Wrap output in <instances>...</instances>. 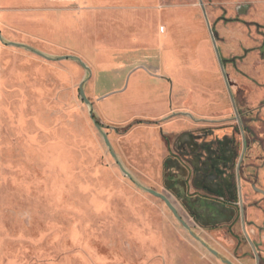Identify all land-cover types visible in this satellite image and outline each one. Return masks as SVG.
<instances>
[{"label":"rangeland","instance_id":"rangeland-1","mask_svg":"<svg viewBox=\"0 0 264 264\" xmlns=\"http://www.w3.org/2000/svg\"><path fill=\"white\" fill-rule=\"evenodd\" d=\"M203 1L247 152L264 156V0ZM0 32V264H258L252 243L264 263V184L244 182L248 237L240 214L211 224L217 208L175 187L224 196L221 162L235 178L243 148L199 0H0ZM224 197L239 207L237 186Z\"/></svg>","mask_w":264,"mask_h":264},{"label":"water","instance_id":"water-1","mask_svg":"<svg viewBox=\"0 0 264 264\" xmlns=\"http://www.w3.org/2000/svg\"><path fill=\"white\" fill-rule=\"evenodd\" d=\"M200 2V5L202 7V10H203V14H204V17H205V20H206V24H207V27H208V30L210 32V35H211V39H212V43H213V47H214V50L216 52V56H217V59H218V62H219V65H220V68H221V71H222V74H223V77H224V80L226 82V86L228 88V91L231 95V99H232V102H233V107H234V110H235V114H236V118L237 120L239 121V124L240 126L242 125V122L240 120V115H239V112H238V108H237V105H236V102H235V99H234V96H233V92H232V88H231V85H230V80H229V77H228V74L226 72V69H225V66H224V63H223V60H222V56H221V53H220V50H219V47H218V44H217V41H216V38H215V35H214V31L212 29V26H211V23H210V20H209V17H208V14H207V11H206V8H205V5H204V1L203 0H199ZM0 39H2V34L0 32ZM12 45H14L15 43H10ZM41 55H43L42 53L40 52H37ZM59 59H74V60H77L80 62V64L86 69V70H89V66L78 56H75V55H64V56H61L59 57ZM84 83L85 82H82L80 87H79V90H80V95L82 97V99L85 101V103H87L88 105L92 106V102L88 99L86 93H85V89H84ZM91 117L96 125V127L100 130L103 131V126L102 124L98 121L97 118L94 117V112L92 111L91 113ZM242 134H244V131L242 129ZM103 137H104V140L107 144V146L110 148L111 150V154L114 158H116V153L112 150V147H111V143H110V140L108 138V134L103 132ZM246 149H247V144L244 140V146H243V150H242V153H241V157H240V162L238 164V171H239V168H240V164L244 158V155H245V152H246ZM119 165L122 167V164L121 162H118ZM122 171L130 178H132V175L125 169V168H121ZM239 178V177H238ZM146 190L161 198L166 204L167 206L171 209V211L174 213V215L176 216V218L181 222V224L187 229L190 231V233L195 237V238H199L191 229V226L183 219V217L181 216V214L179 213L178 209L176 208V206L172 203V201L170 200V198L168 196H166L165 194L153 189V188H146ZM239 190H240V193H241V186H240V183H239ZM241 217H242V220H243V223H244V220H245V210H244V205H243V200L241 199ZM246 236L248 237V234L246 232ZM203 245L207 246V243L203 241ZM253 249H254V252H255V256H256V259L257 261L259 260L260 256L258 255L257 251H256V247L255 245L252 243L251 244ZM210 249V251L214 254V255H218V251L215 250V249H212L210 247H208ZM224 262L226 264H233L232 261H230L229 259H224Z\"/></svg>","mask_w":264,"mask_h":264},{"label":"flooded vegetation","instance_id":"flooded-vegetation-1","mask_svg":"<svg viewBox=\"0 0 264 264\" xmlns=\"http://www.w3.org/2000/svg\"><path fill=\"white\" fill-rule=\"evenodd\" d=\"M222 60H223V63H224V59L223 58H222ZM224 66H225V63H224ZM240 128H241V131H242L243 126L241 125ZM243 131H244V134H242L243 135V146H244V140H245V142L247 144V149H248V141H247L246 136H245V130L243 129ZM247 149H246L244 158H243V160H242V162L240 164V168H239V171H238L237 168H238V164L240 162V157H241V154H240L239 160H238L237 165H236L235 178H234V176L232 177L231 175H229L230 172L227 170V162L228 161L225 158V161L221 162V168H220V170H218V174L216 176L217 179H215L216 181L214 182V183H216L215 192H217L219 195H224V196L227 195L228 191H231V187L237 186L238 198H239L238 206L239 207L236 206V203L233 204L235 206L230 205V202L227 201L224 196L211 197L209 195H201V194L189 195V193H188V196H190L189 200H191V201H192V198L194 196H197V200L198 201L210 203L213 207H218V206H225V207L226 206H230V207H232V209H234L235 213L237 212V215L240 214L241 224H242L243 232H244L245 236H246V230H245V226H246V209H245V204H244V198H243L242 190L244 188V182L245 183H249L248 180L251 179V177H252L251 175H246V172H245ZM242 150H243V148H242ZM188 178H189V176H187V178H186V186H188V184H189L188 183ZM199 179L208 180V177L202 176L201 173L198 172L197 176H196V183L199 182ZM256 181H257V179H255V182ZM239 183H240V186H241V193H240V190H239ZM253 189L256 191V193H263L264 194V190L258 188L255 185V183L253 185ZM241 199L243 200V205H244V210H245L244 223H243V220H242V217H241V209H240L241 208ZM237 219H238V217L236 216L232 221H228V227L231 228L233 226V224L236 222ZM207 221L210 222L211 224L216 223V222H222V221H219L217 217H212L211 220L208 219ZM260 259H261V257L257 261L258 264L260 262Z\"/></svg>","mask_w":264,"mask_h":264},{"label":"crops","instance_id":"crops-1","mask_svg":"<svg viewBox=\"0 0 264 264\" xmlns=\"http://www.w3.org/2000/svg\"><path fill=\"white\" fill-rule=\"evenodd\" d=\"M175 168L176 171H171L170 170V174L172 177H179L178 174H180L181 176H186L187 173L185 172V170L183 169L184 167L181 166L179 164V162H175L174 160L171 161V165L170 168ZM245 172L246 175H251V176H255V179H257V181L260 184H264V156L262 155H251L247 152L246 155V165H245ZM171 178V177H170ZM187 178V177H186ZM186 178H184V181H182L181 183H175L176 184V191L180 194H182L183 196L190 198V196H188V192L189 190V186H186ZM172 180V178H171ZM173 183V182H172ZM186 186V187H185ZM175 189V188H174ZM186 191V193H185ZM198 195V194H196ZM193 202H196V207L197 210L198 208H200V206L198 205V201L197 200V196H194L192 198ZM201 203V202H200ZM210 206H205V210L210 212ZM217 209L212 210L210 213L214 214V212L218 211V220L222 221V222H228V221H232L236 215L237 212L235 213L234 209H229L228 211L225 209V206H218L215 207ZM220 213V214H219Z\"/></svg>","mask_w":264,"mask_h":264},{"label":"trees","instance_id":"trees-1","mask_svg":"<svg viewBox=\"0 0 264 264\" xmlns=\"http://www.w3.org/2000/svg\"><path fill=\"white\" fill-rule=\"evenodd\" d=\"M224 62H225V59H224ZM137 122H142L141 120H138Z\"/></svg>","mask_w":264,"mask_h":264}]
</instances>
